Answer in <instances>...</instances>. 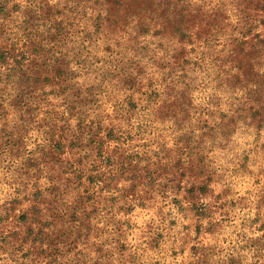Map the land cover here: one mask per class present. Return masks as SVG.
<instances>
[{
    "label": "rangeland",
    "instance_id": "rangeland-1",
    "mask_svg": "<svg viewBox=\"0 0 264 264\" xmlns=\"http://www.w3.org/2000/svg\"><path fill=\"white\" fill-rule=\"evenodd\" d=\"M0 264H264V0H0Z\"/></svg>",
    "mask_w": 264,
    "mask_h": 264
}]
</instances>
